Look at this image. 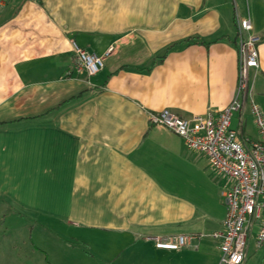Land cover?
<instances>
[{
	"label": "crops",
	"instance_id": "0c3cea01",
	"mask_svg": "<svg viewBox=\"0 0 264 264\" xmlns=\"http://www.w3.org/2000/svg\"><path fill=\"white\" fill-rule=\"evenodd\" d=\"M238 16L261 37L235 113L249 145L253 101L264 113V0H0V220L37 228L42 264L219 258L201 242L223 227L226 178L152 116H219L238 88ZM74 42L104 57L99 73L71 69ZM179 234L195 237L178 251L151 239ZM253 252L264 259L254 235L243 264Z\"/></svg>",
	"mask_w": 264,
	"mask_h": 264
},
{
	"label": "built area",
	"instance_id": "2783aa9c",
	"mask_svg": "<svg viewBox=\"0 0 264 264\" xmlns=\"http://www.w3.org/2000/svg\"><path fill=\"white\" fill-rule=\"evenodd\" d=\"M236 21L239 41L238 88L219 116L209 112L186 118L168 108L152 116L156 125L179 135L191 150L203 153L213 170L226 178L222 192L227 205L223 227L207 234L219 244V264H243L253 235L257 248H264V113L259 105L254 101L252 103L260 140L247 145L240 139L239 132L232 128L233 115L244 110L251 96L250 69L260 65L261 37L253 33L249 17L238 16ZM73 50L75 63L72 70L93 76L104 68L103 56L81 48L76 42L73 43ZM194 237L179 234L154 236L151 239L158 248L178 251L191 244Z\"/></svg>",
	"mask_w": 264,
	"mask_h": 264
},
{
	"label": "rangeland",
	"instance_id": "374dc122",
	"mask_svg": "<svg viewBox=\"0 0 264 264\" xmlns=\"http://www.w3.org/2000/svg\"><path fill=\"white\" fill-rule=\"evenodd\" d=\"M252 96L249 97L250 104ZM253 124L255 116L252 117ZM240 121L233 117V128H238ZM256 124V123H255ZM214 171V170H213ZM215 172V171H214ZM217 173V172H216ZM225 180L223 175H219ZM25 220L15 218L14 220H0V264H42L46 257L43 251L38 250L40 240H38L37 228L31 233L30 228H25ZM34 225V223H33ZM66 243H72L75 246L74 254L77 259L85 258L89 260L91 254L87 253L85 245L73 240L70 237L64 238ZM201 247L209 254H219V258L212 257V260H205L204 264H219L221 259V250L219 244L213 238L208 236L201 242ZM35 250V252L33 251ZM53 256V254H51ZM50 257L52 258V256ZM48 256V255H47ZM207 256V255H206ZM210 257V256H209ZM249 264H263L264 259L260 253H251Z\"/></svg>",
	"mask_w": 264,
	"mask_h": 264
},
{
	"label": "trees",
	"instance_id": "16d2710c",
	"mask_svg": "<svg viewBox=\"0 0 264 264\" xmlns=\"http://www.w3.org/2000/svg\"><path fill=\"white\" fill-rule=\"evenodd\" d=\"M191 40V39H190ZM190 40H189V42H190Z\"/></svg>",
	"mask_w": 264,
	"mask_h": 264
}]
</instances>
